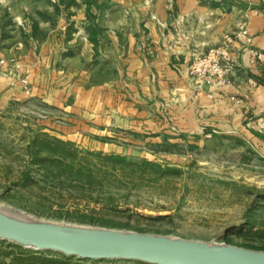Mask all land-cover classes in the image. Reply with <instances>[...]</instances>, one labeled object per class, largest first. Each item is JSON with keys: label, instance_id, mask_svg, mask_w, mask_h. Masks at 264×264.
<instances>
[{"label": "crops", "instance_id": "1", "mask_svg": "<svg viewBox=\"0 0 264 264\" xmlns=\"http://www.w3.org/2000/svg\"><path fill=\"white\" fill-rule=\"evenodd\" d=\"M69 2L57 21L38 20L25 37L0 8V59L23 62L31 95L70 114L71 138L109 153L125 134L159 143L203 132L264 139V69L236 39L245 26L252 47L264 50V0ZM228 37L241 54L230 83L192 78L193 54ZM2 94L31 97L21 79L0 73Z\"/></svg>", "mask_w": 264, "mask_h": 264}, {"label": "rangeland", "instance_id": "2", "mask_svg": "<svg viewBox=\"0 0 264 264\" xmlns=\"http://www.w3.org/2000/svg\"><path fill=\"white\" fill-rule=\"evenodd\" d=\"M70 3L0 0V8H7L11 25L20 28L25 37L26 29L36 28L38 20L57 21ZM7 69L3 75L21 79L18 75H23V62L11 59ZM24 77L30 82L29 94L24 88L30 96V74ZM51 118L59 127L46 125ZM69 119L68 112L57 110L40 97L7 100L0 95V210L50 224L264 248L263 138L246 141L240 136L203 132L159 143L144 138L138 141L136 136L125 134L116 139L120 147L113 153L131 161H156L180 169L181 174L164 178L149 169L129 168L115 173L102 169L101 175L87 182L45 170L34 162V151L28 148L35 138L48 135L77 145L84 160H93L88 151L103 152L93 149L86 137L71 138ZM0 253L7 260L18 257L4 245ZM33 254L21 257L28 259ZM55 254L46 252L42 256L65 264H146L121 259L64 260ZM31 262L38 264L36 260Z\"/></svg>", "mask_w": 264, "mask_h": 264}, {"label": "water", "instance_id": "3", "mask_svg": "<svg viewBox=\"0 0 264 264\" xmlns=\"http://www.w3.org/2000/svg\"><path fill=\"white\" fill-rule=\"evenodd\" d=\"M0 241L81 260L146 264H264V250L168 236L50 224L0 210Z\"/></svg>", "mask_w": 264, "mask_h": 264}, {"label": "trees", "instance_id": "4", "mask_svg": "<svg viewBox=\"0 0 264 264\" xmlns=\"http://www.w3.org/2000/svg\"><path fill=\"white\" fill-rule=\"evenodd\" d=\"M34 34H36V28H34ZM28 148L34 151L32 152L35 156L34 162L45 170L57 171L60 176H71L80 181H93L95 176H99L103 173V171L100 173L102 169H106L108 172L111 171L113 173L118 170L125 171L129 168L149 169L156 176L164 178L179 176L181 174V170L178 168L169 167L168 165L146 158L131 161L127 157L116 153H94L88 151L87 154H90L93 160H84L79 157L77 145L59 137L50 138L48 135H45V138H35L29 143ZM2 245L10 247L18 257L16 260H7L5 256L0 253V264H33L31 262L33 260L38 261V264H65L63 260L42 256L46 253L44 251H35L6 241H0V246ZM261 250H264V248ZM30 252L34 253L33 255L35 256L28 259L21 257ZM55 255L61 256V259L64 260L73 259V257H67L62 254Z\"/></svg>", "mask_w": 264, "mask_h": 264}, {"label": "built area", "instance_id": "5", "mask_svg": "<svg viewBox=\"0 0 264 264\" xmlns=\"http://www.w3.org/2000/svg\"><path fill=\"white\" fill-rule=\"evenodd\" d=\"M245 39L242 52H249L251 62L253 64H261L264 69V50H258L252 47L253 39L249 36L247 27L236 35V39ZM235 38L228 37L219 46L211 48L206 53H194L190 63L189 73L192 78L197 80L211 79L218 86H226L230 83V78L235 74L239 67V59L241 54H237L233 50ZM0 73L8 70V62L0 59ZM18 67V66H17ZM19 68V67H18ZM17 76L16 74H14ZM26 93H30L28 77L21 76Z\"/></svg>", "mask_w": 264, "mask_h": 264}]
</instances>
